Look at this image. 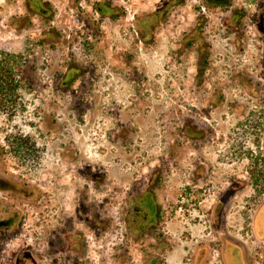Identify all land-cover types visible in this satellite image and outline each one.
<instances>
[{
	"label": "flooded vegetation",
	"instance_id": "af4514ba",
	"mask_svg": "<svg viewBox=\"0 0 264 264\" xmlns=\"http://www.w3.org/2000/svg\"><path fill=\"white\" fill-rule=\"evenodd\" d=\"M24 5L0 264H264V0Z\"/></svg>",
	"mask_w": 264,
	"mask_h": 264
},
{
	"label": "rangeland",
	"instance_id": "374dc122",
	"mask_svg": "<svg viewBox=\"0 0 264 264\" xmlns=\"http://www.w3.org/2000/svg\"><path fill=\"white\" fill-rule=\"evenodd\" d=\"M57 3L59 0H55ZM64 10V5L59 4ZM25 5L24 0H0V47L8 48L13 50L15 53L24 51L25 42L27 39L33 41L37 29H26L20 28L17 32H14L10 28L11 21L16 17H21L24 14ZM37 20L38 18L35 17ZM18 122L21 118H16ZM90 153V152H88ZM99 154L92 153L91 158H98ZM56 158L52 155L47 156L48 164H55ZM61 167H65L64 161H60Z\"/></svg>",
	"mask_w": 264,
	"mask_h": 264
}]
</instances>
